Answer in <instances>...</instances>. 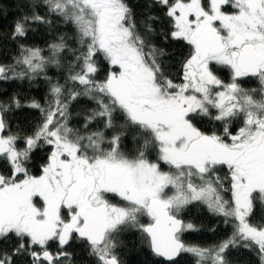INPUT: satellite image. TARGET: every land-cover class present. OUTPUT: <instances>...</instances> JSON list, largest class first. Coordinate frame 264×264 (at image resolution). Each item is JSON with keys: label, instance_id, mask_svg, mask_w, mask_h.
<instances>
[{"label": "snow or ice", "instance_id": "6c2138e0", "mask_svg": "<svg viewBox=\"0 0 264 264\" xmlns=\"http://www.w3.org/2000/svg\"><path fill=\"white\" fill-rule=\"evenodd\" d=\"M9 7L0 81L48 94L0 100V264H127L129 245L150 264H264V0ZM41 29L53 39L28 43ZM21 108L41 113L30 132L10 122ZM193 208L230 231L187 242Z\"/></svg>", "mask_w": 264, "mask_h": 264}, {"label": "trees", "instance_id": "16d2710c", "mask_svg": "<svg viewBox=\"0 0 264 264\" xmlns=\"http://www.w3.org/2000/svg\"><path fill=\"white\" fill-rule=\"evenodd\" d=\"M11 3L12 0H3L4 7L9 14L6 17H0V35H6L11 30L13 13L15 12L14 8L9 7ZM59 27L61 31L71 32L70 26L61 24ZM54 35L55 33L46 35L45 30L41 29L40 35L32 37L28 43H36L39 46L44 47L46 41H51ZM168 51L176 56H179L182 49L169 47ZM15 52L16 49L13 42L0 40V63H10L11 56L15 55ZM172 70L175 71V67ZM48 74L55 75V70L50 69ZM0 90H2V92H0V100H7L10 96L15 94L27 98L28 100L35 99L43 105L45 104L48 94V83L42 77L37 78L34 81H28L26 79L0 81ZM81 106L82 104H74L72 109L73 113L75 114ZM40 119L41 113L38 109L21 108L11 114L10 122L14 130L17 126H19L20 129L30 132ZM75 122L76 121L74 119L73 123ZM44 155V151H38L35 156L34 163H42L41 157ZM33 170L36 171L35 168ZM185 219L193 222L201 228V231L198 233H185L184 239L187 242L211 243L214 240L221 239L228 231H230L229 228H226V226L220 222V218L210 215L203 208H193L189 213L185 214ZM211 227H216L217 230L215 234L209 231ZM129 239L131 240L135 238L129 237ZM233 258L238 261V264H256V257L250 253H234ZM123 259H125L127 264H146V261L150 264L152 258L142 250L134 249L131 245H129V247L124 250Z\"/></svg>", "mask_w": 264, "mask_h": 264}]
</instances>
